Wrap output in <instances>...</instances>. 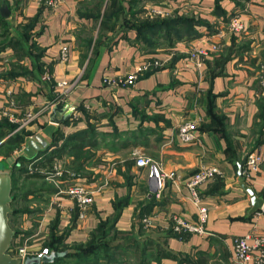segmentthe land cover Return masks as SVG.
I'll use <instances>...</instances> for the list:
<instances>
[{"label":"crops","instance_id":"1","mask_svg":"<svg viewBox=\"0 0 264 264\" xmlns=\"http://www.w3.org/2000/svg\"><path fill=\"white\" fill-rule=\"evenodd\" d=\"M164 1L139 5L160 7ZM189 2L195 11L200 7L195 35L164 33L156 44H141L134 29L120 30L116 23L102 30L108 0H62L53 10L38 0H0L10 10L7 18L0 13V160L32 139L40 146V136L47 149L34 158L24 154L26 168L29 162L47 166L56 155L99 188L80 219L72 200L56 194L64 184L53 180L46 192L21 194V184L49 180L27 178L16 169L9 215L18 231L15 244L38 234L32 246L38 251L52 231L66 246L85 243L100 222L113 219L110 236L119 249L112 264H235V239L264 233V204L250 214L251 200L240 186L243 182L264 200V86L258 75L264 0ZM122 5L129 7L127 0ZM233 16H240L245 30L218 36ZM97 37L102 39L93 42ZM216 43L218 50H211ZM196 45L209 50L204 59L189 58ZM154 60L162 65L138 72ZM62 82L69 93L58 107L75 110L57 124L50 120L54 107H45L62 98ZM5 108L14 120L3 114ZM28 112L34 119L20 125ZM186 121L197 126L190 144L179 137ZM18 134L20 145L3 152V143ZM139 150L176 178L158 189L156 179L135 163ZM251 151L260 156L259 167L240 177L238 164ZM201 165L222 172L199 187V204L208 208L206 234L177 232L173 216L198 224V206L184 183Z\"/></svg>","mask_w":264,"mask_h":264},{"label":"built area","instance_id":"2","mask_svg":"<svg viewBox=\"0 0 264 264\" xmlns=\"http://www.w3.org/2000/svg\"><path fill=\"white\" fill-rule=\"evenodd\" d=\"M39 3L43 4L48 9H56L61 3L62 0H38ZM223 30L230 32L232 34H240L245 30V25L240 16H233L223 28H221L217 35L222 36ZM219 45L212 44L211 50H218ZM209 53V50L202 47L201 45L195 46L191 51L189 58L192 60H197L202 57H206ZM67 58V50L62 52V59ZM155 67H160L162 62L156 60L153 64ZM148 69V65L141 68L140 71ZM138 73H132L128 76L127 81L134 80L137 78ZM258 75L260 83L264 86V55L258 66ZM107 81V78L105 79ZM61 86L64 87L62 98L57 99L56 101L47 104L45 107L53 108L63 103V99L69 93V86L66 82H62ZM13 105V102L11 103ZM5 116L10 117L11 120H14L10 111L5 108L3 110ZM35 114L28 112L25 117L21 120L20 125H24L34 119ZM197 126L193 122L186 121L179 126V137L184 144H190L195 142L197 138L196 134ZM21 151V150H20ZM247 163L245 169L243 170L244 176H249L253 171H256L259 167L260 156L254 151L247 152ZM54 157V156H53ZM52 157V158H53ZM135 163L138 167L146 168L148 171V177L155 178L157 182V188H162L166 179H175L176 174L173 171H165L163 168L150 157L146 156L143 152L135 151L133 153ZM54 159V158H53ZM35 162H29L27 164V169L29 173L39 172L46 174L47 179L58 181L61 184H64L63 188H60L57 195H65L70 200H72L74 206L78 210V217L83 219L88 211V209L94 203L96 195L99 192L97 186L91 185V183L86 182L78 174L75 173H65L61 170H55L52 173L43 172V170ZM221 170L219 167L214 165H201L197 171H195L184 183L185 187L191 192L192 199L195 204L198 206L199 215H198V224H193L189 220L180 217L173 216L172 222L175 231L177 232H187V233H196V234H206L204 225L208 217V208L206 206L200 205L201 195L199 191L200 185L213 180L217 176H221ZM60 186V185H59ZM146 219H143V222L146 223ZM22 245L14 247L10 246L9 254L13 257L25 259L29 256H41L43 254H48V250H45L43 253L37 254L35 251L30 250V246L26 243V240ZM24 244V245H23ZM27 244L28 246H26ZM16 245V244H15ZM28 247V248H27ZM235 250V264H246L250 260H254L256 264H264V233L250 234L243 237H238L234 242Z\"/></svg>","mask_w":264,"mask_h":264},{"label":"trees","instance_id":"3","mask_svg":"<svg viewBox=\"0 0 264 264\" xmlns=\"http://www.w3.org/2000/svg\"><path fill=\"white\" fill-rule=\"evenodd\" d=\"M123 1L124 0H108V4H107L108 6L104 11V17L102 20V30H106V28L113 29L116 23L119 26L120 24H122L119 27L120 30L122 28H124V30L135 29L137 31L138 36L141 37L142 35L144 39L146 38L143 34L144 33L147 35L149 34L152 39L154 38V40L152 41L151 39V41L149 40L148 43L153 44L155 39H158V37L160 36L162 37V34L164 33L167 37L172 36V34L178 37H181L184 35L190 36L191 34L195 35L196 32H193L194 31L193 26L196 24L202 23L201 20L191 18V17L181 16L180 18L178 17L173 18L174 20H171V19L167 20V19L161 18V19H155L154 21H151V22H149L148 20H144L138 24H132V21H130V19L127 20L126 18L127 13L129 12L132 15H135V13H138V10H132L131 8L136 7V6L139 7V4H140L139 2L141 0H127L129 4V7H128L129 11H128V8H125L122 5ZM111 7H116L117 11L115 10L116 12H112ZM108 9L110 10V13H107L109 12ZM121 12L123 14L122 19L119 18L120 17L119 13ZM7 30H8V27H7ZM21 139H22V136L20 134L10 137L9 140L3 143V146H5V149H6L5 152L9 153L10 151H12L14 147H16V145L17 146L20 145ZM19 159H20V165L16 166L12 172V201H13V191L15 190L16 185H17V181L14 179V171L16 169H18L19 172L22 174H27L26 175L27 178L28 177L30 178L31 177L33 178L45 177L44 174H42L39 171L29 173L28 169L24 166L25 157L22 155L20 156ZM49 166H52V165L50 164ZM219 178L220 176H217L214 178V180L219 179ZM29 183L31 185L36 186L35 183L33 182H29ZM113 225H114L113 219L100 222L96 231L91 233L90 237L85 243L74 244L73 246L64 245L63 236H60V235L58 236L57 234H55L54 231H52L48 238L50 239V242L46 241L44 246L49 247L51 251H58V252L70 251V252L64 257L57 258L54 262L45 263V264H60V263L65 264L64 262L69 258H74L84 263V261H86V259L91 256H95V258H99L100 251L104 250L108 252L110 251V248L111 250L116 249L117 251L119 247L113 244L115 240L112 236H110V232L113 228ZM12 229L14 231V238L12 240L11 247H14V241H15V238L18 236V231L15 230L14 228Z\"/></svg>","mask_w":264,"mask_h":264},{"label":"water","instance_id":"4","mask_svg":"<svg viewBox=\"0 0 264 264\" xmlns=\"http://www.w3.org/2000/svg\"><path fill=\"white\" fill-rule=\"evenodd\" d=\"M1 16L7 18L10 16V10L5 3L0 7ZM74 108L65 104L63 107H54L50 113L51 122L60 124L67 121ZM57 113H61V117L57 118ZM40 146L35 144L34 139L30 140L28 146L23 148L19 153L12 154L6 159L0 160V264H45L54 262L57 258L66 256L70 251H51L41 256H29L25 259L13 257L9 254V249L14 238V231L9 224V215L11 213L10 203L12 202V172L16 166L20 165V156L26 155L34 158L37 154H41L47 149V142L38 136ZM31 147H33L31 149ZM248 153L238 164V175L242 177L243 167L247 163ZM241 188L248 194L251 200L250 214L256 213L263 207L264 200L256 196L255 192L243 182Z\"/></svg>","mask_w":264,"mask_h":264},{"label":"rangeland","instance_id":"5","mask_svg":"<svg viewBox=\"0 0 264 264\" xmlns=\"http://www.w3.org/2000/svg\"><path fill=\"white\" fill-rule=\"evenodd\" d=\"M188 3H190L189 0L188 1L185 0V2L183 1V2H180L178 4H176L174 2V0H165L164 2L161 3L160 7H158V6H152V4L147 2L146 5H141V6L139 5V7L136 6V7H132L131 8L132 10H138V13H135V15H132L129 12L127 13V15L129 16V18L131 17L130 21H132V24H138V23H140L141 21H144V20H148L149 22H151V21H154L155 19H161V18H164V19H167V20L168 19L174 20L173 18H176V17L180 18L181 16L195 18V16L197 14H199V12H200L199 11L200 7L195 8V9H197L195 11L194 9H192L190 7V5ZM115 10L117 11L116 7H111V11L112 12H116ZM108 11L109 12H107V13H110L109 9H108ZM128 11H129V8H128ZM119 14H120L119 18L122 19V16H123L122 12L119 13ZM121 25L122 24H120V26ZM120 26L118 25V28ZM9 27L10 26H8V29H9ZM122 29L124 30V28H122ZM143 35L145 36L146 39H144V37L142 35H141V37L138 36L137 40L139 41V43L146 44V42H148L149 40L151 41L152 38H151V36L149 34L147 35V34L144 33ZM99 36H100V33H98V37ZM98 37L95 40H93V42H99L100 39H102V38H98ZM153 40H154V38L152 39V41ZM158 41H159V39H155V41H154L155 43H153V44H156ZM188 54L190 55V51L188 52ZM86 57L88 59L90 56H87V54H86ZM204 58L205 57H202L201 59H204ZM155 61L156 60L152 61L151 64L148 65V68L149 67L154 68L155 66L153 64H154ZM160 62H162V61H160ZM138 72L140 73L142 71H138ZM136 75L138 76V74H136ZM8 140H9V138H8ZM5 150L6 149H3L2 151L5 152ZM19 152L18 151L17 152H13L12 154H17ZM12 154H10V155H12ZM10 155H8V156H10ZM8 156H6V157H8ZM53 156L54 155H52V157ZM48 157H51V156H48ZM53 158H52V161H51L52 166H49L50 165L49 164V165L43 166V167H41L39 169L43 170V172H46V173H52L55 170H61V172H65V173H75V174H79L80 173L78 168H76L74 166L70 167L69 165L64 163L65 159H62V161H61L60 157H58L56 155ZM38 171H40V170H38ZM45 175L46 174H44V176ZM48 180L49 181L45 180L43 182L38 180L39 183H35L36 186L31 185L29 183V182H32V181H27L26 183H24L25 185L24 184L20 185L21 186V190L19 192L21 194L23 192L24 193L31 192L32 194H34V192H36V191H34V189H38V191L43 190V191L46 192L47 190L51 189V186H52L51 184L53 183L52 180H50V179H48ZM22 207L24 208L25 205L23 204L21 206V208ZM37 239H38V234L30 236V237H28V240H26V243L30 247L27 244H25V245L28 246L30 248V250L35 251V248L32 247V246H33V244L37 243V241H36ZM46 241L50 242V239L47 238ZM114 242L116 243V241H114ZM20 245H22V244H18L17 243L15 245V243H14V248L17 249L16 247L17 246L20 247ZM45 250H48V252H51L49 247L42 246V248L40 250H38V251H35V253L40 254V253H43ZM99 254H100L99 258H95V256H91V257L87 258L86 261H84V263L79 261V260H77V259H74V258H69L64 263L65 264H112V263H114L113 260H115L113 256H115L117 253H116V249L115 250H111V248H110V251L106 252V251L103 250V251H100Z\"/></svg>","mask_w":264,"mask_h":264}]
</instances>
